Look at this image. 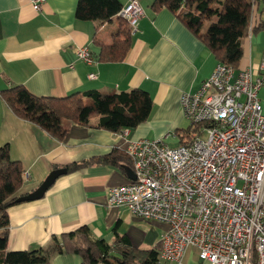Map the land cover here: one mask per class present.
Masks as SVG:
<instances>
[{
    "label": "crops",
    "instance_id": "crops-1",
    "mask_svg": "<svg viewBox=\"0 0 264 264\" xmlns=\"http://www.w3.org/2000/svg\"><path fill=\"white\" fill-rule=\"evenodd\" d=\"M127 1L120 0L122 4ZM76 2L44 0L41 8L34 10L29 0H0V90L21 84L36 95L64 96L76 90L140 87L150 95L152 111L127 133L70 124L58 140L14 114L0 97V144H9L11 157L21 163L26 174L18 196L32 191L53 168L113 148L125 149L138 138H162L185 126L180 93L197 88L218 62L172 11L166 7L153 10L152 0H138L143 13L124 58L87 63L77 58L75 48L86 45L94 54L98 45L93 35L110 43L117 19H77ZM263 57L264 32L248 35L239 66L257 68ZM90 72L93 77L88 76ZM132 176V168L122 170L112 164L90 165L59 175L41 197L8 207L7 249L43 246L52 235L82 224L89 226L94 236L111 242L117 223V230L134 246L158 250L168 229L165 222L140 218L125 205L107 202L109 188ZM79 262L76 254L60 253L51 264ZM181 262L196 264V250L187 247ZM160 264L175 262L160 259Z\"/></svg>",
    "mask_w": 264,
    "mask_h": 264
},
{
    "label": "built area",
    "instance_id": "built-area-1",
    "mask_svg": "<svg viewBox=\"0 0 264 264\" xmlns=\"http://www.w3.org/2000/svg\"><path fill=\"white\" fill-rule=\"evenodd\" d=\"M29 1L34 10L44 2ZM142 13L138 0L118 11L130 33ZM75 54L95 61L86 45L77 46ZM263 85L264 57L257 68L218 61L197 88L180 93L184 118L206 123L201 134L188 144L169 145L168 132L132 140L125 148L134 178L111 186L107 202L168 225L160 259L182 264L184 250L192 247L196 264H264Z\"/></svg>",
    "mask_w": 264,
    "mask_h": 264
},
{
    "label": "trees",
    "instance_id": "trees-1",
    "mask_svg": "<svg viewBox=\"0 0 264 264\" xmlns=\"http://www.w3.org/2000/svg\"><path fill=\"white\" fill-rule=\"evenodd\" d=\"M219 3V5H216ZM120 0H77L75 17L102 22L117 19V30L110 43H102L95 35L98 50L92 54L100 62L122 60L131 43L127 22L118 14ZM151 7L168 8L210 50L217 61L235 69L244 51V39L264 32V0H152ZM0 97L20 118L29 121L60 140L68 125L93 126L112 132L132 130L147 120L152 111V99L140 87L110 91L76 90L64 96L36 95L21 84L0 90ZM205 122L187 123L172 131L177 144H188L201 134ZM98 164L132 168L133 161L125 149L94 155L65 164L67 172ZM52 170V169H51ZM21 163L10 155L8 143L0 144V264H51L60 253L80 257L79 264H157L159 251L136 247L129 237L113 226L114 239L107 242L94 236L89 226L82 224L54 234L43 245L30 249L9 250L8 207L16 202L17 192L24 183Z\"/></svg>",
    "mask_w": 264,
    "mask_h": 264
},
{
    "label": "water",
    "instance_id": "water-1",
    "mask_svg": "<svg viewBox=\"0 0 264 264\" xmlns=\"http://www.w3.org/2000/svg\"><path fill=\"white\" fill-rule=\"evenodd\" d=\"M67 171L66 167L53 168L48 172L44 179L32 191L17 197L18 201L32 200L41 197L44 192L52 185L54 180ZM134 176H132V179Z\"/></svg>",
    "mask_w": 264,
    "mask_h": 264
},
{
    "label": "rangeland",
    "instance_id": "rangeland-1",
    "mask_svg": "<svg viewBox=\"0 0 264 264\" xmlns=\"http://www.w3.org/2000/svg\"><path fill=\"white\" fill-rule=\"evenodd\" d=\"M216 5H219V3H216ZM252 44H254V41H253ZM259 96H260V100H261V102H262V104L264 106V86H262L261 90L259 91ZM184 121H185V124L184 125H186L187 123H189L187 119H185ZM176 141H177L176 136L173 135L172 132H171V135L169 136V138L165 139V142L167 144H169V145H175V144H177Z\"/></svg>",
    "mask_w": 264,
    "mask_h": 264
}]
</instances>
